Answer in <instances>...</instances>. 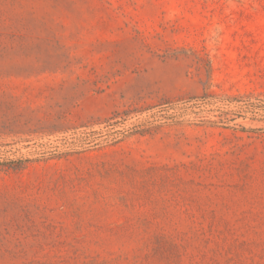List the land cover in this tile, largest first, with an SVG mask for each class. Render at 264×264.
Listing matches in <instances>:
<instances>
[{
  "label": "rangeland",
  "instance_id": "obj_1",
  "mask_svg": "<svg viewBox=\"0 0 264 264\" xmlns=\"http://www.w3.org/2000/svg\"><path fill=\"white\" fill-rule=\"evenodd\" d=\"M0 264H264V0H0Z\"/></svg>",
  "mask_w": 264,
  "mask_h": 264
}]
</instances>
